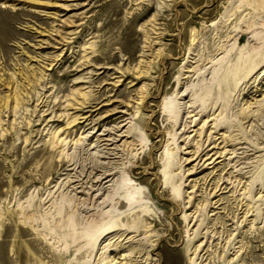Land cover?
I'll list each match as a JSON object with an SVG mask.
<instances>
[{
	"label": "rangeland",
	"instance_id": "obj_1",
	"mask_svg": "<svg viewBox=\"0 0 264 264\" xmlns=\"http://www.w3.org/2000/svg\"><path fill=\"white\" fill-rule=\"evenodd\" d=\"M262 1L0 0V96H22L0 117V264H113L134 244L101 260L103 239L88 238L108 217L136 226L156 264H190L193 250L195 264H264ZM196 95L195 122L182 103L175 120L162 110ZM207 130L203 146L228 152L180 179ZM125 177L148 212L127 205Z\"/></svg>",
	"mask_w": 264,
	"mask_h": 264
},
{
	"label": "bare ground",
	"instance_id": "obj_2",
	"mask_svg": "<svg viewBox=\"0 0 264 264\" xmlns=\"http://www.w3.org/2000/svg\"><path fill=\"white\" fill-rule=\"evenodd\" d=\"M263 3H264V1H262ZM6 2H2V4H4V5H1V7H5L6 6V4H5ZM258 5V4H257ZM264 5V4H263ZM153 16V15H152ZM156 17V16H155ZM152 23H154V21H152ZM151 26H152V24H151ZM153 27V26H152ZM153 29H155L154 27H153ZM251 36H254V34H252ZM2 43V42H1ZM5 43V42H4ZM3 46V45H2ZM91 48V47H90ZM93 51V50H92ZM252 62V61H251ZM258 66V63H248L247 64V69H246V73L248 74V73H250L255 67H257ZM217 70V69H216ZM25 79H26V76H25ZM222 79H225V76H223L222 78H221V80ZM1 80H4V78L3 79H1ZM221 80L219 79V81L221 82ZM27 81H29L28 79H27ZM3 84H6L7 86H8V82H3ZM11 88V87H10ZM12 89V88H11ZM257 89V88H256ZM8 92V91H7ZM79 94L80 95H82V98L83 99H81L80 100V102H78L77 100L76 101H74L73 103L74 104H79V105H81V106H84L83 105V103H86L84 100V97L86 96V93L85 92H79ZM20 97H22V96H20V90L19 89H16L15 90V88H14V90L12 91L11 90V92H9V93H7L6 95H4L3 97H1L0 96V117L2 116V111L3 112H6V110L7 109H10V110H15V108L17 107V105L19 104V102H20ZM75 97H73V99H74ZM198 98H199V96L198 95H196V96H194L193 98H191V100H189L188 99V101L187 102H184V101H181V102H179V101H177V100H175L176 98H174V100H170L169 98H165L164 99V101H163V104H162V110L164 111V112H167L168 114H170V116L171 117H173L174 118V120L177 118V115H178V112H179V109H177L178 107H179V103H182V106H183V109H185V112H187V113H189L190 115V117H191V120L190 121H188V123L189 122H195V118H192L194 115H199L200 113H202V112H204V107H203V104H204V101H203V98L201 97V98H199L200 100H201V103H200V105L202 104V107L200 106V108H199V110L197 111V112H195L194 114H191V113H193L194 111H195V109H196V104H198L197 102H198ZM73 99L71 100V101H73ZM258 100V99H257ZM262 101H264V95H263V97L260 99V100H258V101H255L257 104V106L258 107H260V106H262L263 105V103H262ZM9 102H13V105L11 106L10 105V103ZM73 103H71V105L73 104ZM78 105V106H79ZM178 105V106H177ZM190 108V110H188ZM254 109V108H253ZM257 110V109H256ZM253 111H255V110H251L250 108H249V106H245V107H241L240 108V111H239V114H240V116H241V118H243V119H245V118H247V117H249V115H251L250 114V112L251 113H253ZM176 112V113H175ZM210 114V113H209ZM215 114V113H214ZM188 115V114H187ZM188 116V117H189ZM239 116V115H238ZM195 117V116H194ZM76 118V117H75ZM74 118V119H75ZM218 118H215L214 117V115H213V117L212 118H210V119H208V116H206V118L205 119H202L203 120V123L201 124V126H200V129L201 128H203L206 124H207V122H209V121H211L212 123H214V125L216 124V120H217ZM189 120V119H188ZM218 121V120H217ZM175 122V121H174ZM187 123V124H188ZM223 123V122H222ZM211 125V124H210ZM209 125V126H210ZM183 126H185V124H183ZM212 127H213V125H212ZM211 127V128H212ZM215 127H216V125H215ZM107 130V129H106ZM179 130H180V128H179ZM184 130L186 131L187 129H186V127H183L182 128V130H181V132H183V133H181L182 134V136H183V134H184ZM203 130V129H202ZM108 131V130H107ZM110 131V130H109ZM199 131V130H198ZM201 131V130H200ZM211 130H209V132H210ZM231 131H233V129L232 130H229L228 131V133H226V134H224V132H223V140H226V141H230V140H234L235 139V137H234V135L235 134H233V132H231ZM180 132V131H179ZM188 132V131H187ZM208 132V130H207V133H206V136H205V138L202 140V142H195V143H193L194 145H193V147H195V149H194V151L189 155V156H187L186 158H182V156L180 157V159H182L181 161H180V163H178L179 164V173L178 174H180L179 176H180V179H183V177L186 175V177L189 175V174H191L192 173V171H194V170H196V169H198V168H202V166L203 167H206L208 164H210V163H213L214 162V160L216 159V158H218V157H221V156H223L224 154H225V152H228L226 149H224L223 148V150L221 149V151H215L214 153L212 152V153H210V151L212 150V148H214L213 146H211V147H209V148H207L206 149V146L208 145H206V146H203V144H206L205 142L206 141H210L209 143H211L212 144V142H214V140L215 139H213L212 138V136H213V134H212V136H211V134ZM201 134V133H200ZM204 134V133H203ZM55 135V134H54ZM114 135V134H113ZM113 135H111V136H113ZM202 135V134H201ZM200 135V136H201ZM106 136H108V138L105 140V141H107V140H113V138H114V136L113 137H111L110 136V133L109 134H106ZM110 136V137H109ZM175 136V135H174ZM185 136V135H184ZM183 136V137H184ZM199 136V135H198ZM199 136V137H200ZM215 136V135H214ZM56 137V136H55ZM58 137V136H57ZM173 138V137H172ZM175 138V137H174ZM174 138H173V144H174V148L175 149H178V151H180L181 150V146H177V142H176V139L174 140ZM188 138H189V135H187L184 139H180L183 143H184V140H187L188 141ZM55 139V141H57V139L56 138H53V140ZM190 139V138H189ZM213 139V140H212ZM199 140V139H198ZM236 140V139H235ZM235 142V141H234ZM61 143V142H60ZM188 143L190 144V142L188 141ZM187 143V144H188ZM192 143V142H191ZM233 143V142H232ZM106 144V143H105ZM111 144H113V143H111ZM184 144H186V142L184 143ZM226 144V143H225ZM224 144V145H225ZM235 144V143H234ZM115 145V144H114ZM210 145V144H209ZM203 146V147H202ZM235 148V147H234ZM107 149V148H106ZM166 149V148H165ZM103 151V150H102ZM177 151V150H176ZM233 151V153L235 152V150H232ZM105 152V151H104ZM231 151H229V153H230ZM113 153V152H112ZM169 154H171V153H169V150H165V160H166V162H165V164H164V166H163V168H162V172H163V182L164 183H167L169 180H168V173H167V171L165 170V167H166V164H167V160H168V158H169ZM215 154H217V156L216 157H213ZM228 154V153H227ZM107 155V154H106ZM235 155V154H234ZM223 158V157H222ZM228 158V157H227ZM226 158V159H227ZM95 159V158H94ZM178 159H179V157H178ZM185 161H188V163H191V167L190 168H187V169H183V166H182V163H184ZM103 171V170H102ZM101 171V172H102ZM104 172V171H103ZM115 174V173H114ZM176 174V173H175ZM96 175H97V173H96ZM99 175V174H98ZM102 175H104V174H102ZM171 175V174H170ZM170 175H169V177H170ZM109 175H105L103 178H106V177H108ZM173 176V175H172ZM97 177H100V175L99 176H97ZM96 178V177H95ZM97 179V178H96ZM95 179V180H96ZM177 179V178H176ZM100 180V179H99ZM185 180H186V178H185ZM101 182V181H100ZM123 182H124V184H127V185H129L131 188H132V191L131 192H127V194L124 196V200L126 201V203H127V205L128 206H133V207H139V208H141L140 210L141 211H144V212H148L149 211V208L147 207V203H148V196L145 194V192H144V188H143V186L142 185H139V184H136V183H133L132 181H131V179H129V178H123ZM218 182V181H217ZM122 184V183H121ZM181 184H182V182H181V180L178 182V183H176V184H171V190L173 191V193H175V195L176 196H178V197H180V198H184L183 196H186V198H187V200L185 201V202H190V198H191V195L192 194H188L187 192L188 191H183L182 189H180V186H181ZM128 186V187H129ZM218 186V185H217ZM193 187V186H192ZM75 188V187H74ZM220 187H218V189H219ZM88 192V191H87ZM96 192H99V191H96ZM214 192V191H213ZM212 192V193H213ZM210 194V193H209ZM215 194V193H214ZM100 195V194H99ZM97 196V195H96ZM260 196V195H259ZM105 197H108L107 195L105 196ZM110 197H111V194H110ZM98 198V197H97ZM185 198V199H186ZM103 199V198H102ZM184 201V200H183ZM104 202V201H103ZM104 203H106V202H104ZM108 206V205H107ZM105 211V210H104ZM107 211V210H106ZM104 213V212H103ZM107 214V213H106ZM188 214V213H187ZM187 214H183V216H184V218L186 219L187 217H188V215ZM104 215H105V213H104ZM107 216V215H106ZM109 216V215H108ZM193 217V216H192ZM108 218H110V219H108V221H103V223H102V225H101V227L99 228V231H98V233H97V235L96 236H94V237H90V238H88L89 239V242H95L96 240H97V238L98 239H103V241L105 242H103L102 244H101V247H99V248H101V249H103V251H101L100 252V258H101V260H103L105 263H108V262H110L111 260H112V258H110L109 257V255L107 254V252H110V251H112V250H115V248H117L118 246H122L123 245V243L121 242L123 239H126L125 240V242L127 241V242H130V245H131V243L132 244H134V245H132L130 248H129V250H128V255L126 256L125 254H121V256H120V260H118L117 262H115V263H113V264H156V259L154 258V257H152L151 256V254H150V251H151V249H152V247H153V245L154 244H151V242H146L145 240H142V239H140L139 237L138 238H136V236L138 235V234H136V231H137V227L136 226H133L132 224L131 225H124V223H122V222H119V221H117V220H112L111 219V217H108ZM194 218V217H193ZM105 219H107V218H105ZM104 219V220H105ZM195 224V223H194ZM199 226V225H198ZM97 228V227H96ZM194 230V229H193ZM94 231V230H93ZM197 232V231H196ZM196 234V233H195ZM86 236H87V234H86ZM131 239V240H130ZM88 242V243H89ZM102 242V241H101ZM100 242V243H101ZM110 247H113V248H111L110 249ZM196 249V248H195ZM137 253V256L139 257V258H141V259H139V261H131L130 260V257L129 258H127L128 256H130V253ZM193 256L192 257H190V264H195L196 262H195V260H194V256H195V251L193 250ZM106 260V261H105ZM128 261H131V262H128ZM112 262V261H111Z\"/></svg>",
	"mask_w": 264,
	"mask_h": 264
}]
</instances>
